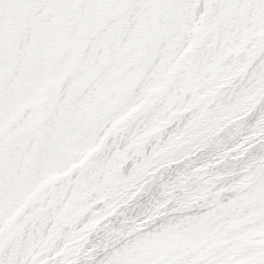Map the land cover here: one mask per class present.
Segmentation results:
<instances>
[{"label":"snow or ice","instance_id":"snow-or-ice-1","mask_svg":"<svg viewBox=\"0 0 264 264\" xmlns=\"http://www.w3.org/2000/svg\"><path fill=\"white\" fill-rule=\"evenodd\" d=\"M0 264H264V0H0Z\"/></svg>","mask_w":264,"mask_h":264}]
</instances>
